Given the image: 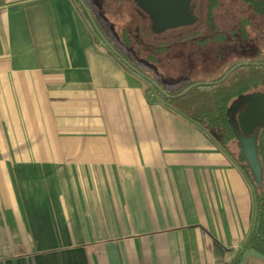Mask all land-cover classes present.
Segmentation results:
<instances>
[{
    "label": "crops",
    "instance_id": "0c3cea01",
    "mask_svg": "<svg viewBox=\"0 0 264 264\" xmlns=\"http://www.w3.org/2000/svg\"><path fill=\"white\" fill-rule=\"evenodd\" d=\"M84 1L106 34L107 4ZM125 65L77 0H0V264H234L243 252L248 175Z\"/></svg>",
    "mask_w": 264,
    "mask_h": 264
},
{
    "label": "flooded vegetation",
    "instance_id": "af4514ba",
    "mask_svg": "<svg viewBox=\"0 0 264 264\" xmlns=\"http://www.w3.org/2000/svg\"><path fill=\"white\" fill-rule=\"evenodd\" d=\"M98 1L104 5L107 4L108 6L107 0ZM213 1L214 0H204L203 2V7H205L207 11V18L205 21L201 20L196 14L194 7L195 0H126V3L132 6L137 16L140 17L143 23H145V28L149 31L148 37L153 41L150 44L152 54L168 55L172 53L173 47H182L179 50H176L179 52V57L181 59L184 60V58H187L188 61H191L193 56L197 55L199 59L203 60L205 66H203V68H207V70H215V68L220 69L221 65H225L226 60H223L224 57L232 58L235 56L245 58V60H241L239 63L248 62L250 63L249 65H264V60L258 62V60L264 58V36L262 34L253 37L250 33L253 31L257 33L264 31V28L260 25L262 24L264 27V24L262 23L264 22V0H241L242 5L246 8V12L248 11L250 13L248 16L240 18L237 26L234 24L229 30H222L216 27L214 10L219 7L220 0H215L214 6ZM85 4L87 5L86 2ZM210 6H213L212 14H209ZM193 26L196 27V31L202 32L188 34L172 33V31L175 30L190 28ZM139 30L138 27L134 30L136 32L134 35L136 41L140 39ZM102 33L107 41L126 60L144 73L136 62H131L129 60L128 54H125L119 49L116 43L107 38V34L103 31ZM116 36H118V41H120V44L123 47H130L131 42L129 41V35L125 30H122L120 37L118 34H116ZM156 41H158V43L162 42L163 44L156 45ZM249 57L251 59H247ZM149 58H151L149 63H158V58L155 57L154 59L153 57L154 60H152V56H149ZM188 61H184L186 64L185 66H187ZM236 64L237 63H233L231 65L234 66ZM153 68L154 67L150 69ZM144 74L150 77L153 82L157 83L163 89L167 88L162 82H159L154 75ZM213 80L210 81L214 82ZM146 81L153 88H156L151 82L148 80ZM255 102L264 103V86L256 91H250L234 99L231 107L233 139L230 142L235 144L238 159L243 160L245 164L244 166L250 171L255 182H258L259 185H264V121L252 126L250 129L247 128L246 130L243 129V126H241L239 121L241 113L245 111L247 106ZM214 136L218 140L223 139V135L219 132H214Z\"/></svg>",
    "mask_w": 264,
    "mask_h": 264
},
{
    "label": "rangeland",
    "instance_id": "374dc122",
    "mask_svg": "<svg viewBox=\"0 0 264 264\" xmlns=\"http://www.w3.org/2000/svg\"><path fill=\"white\" fill-rule=\"evenodd\" d=\"M107 1H108V10H107V14L105 10V14L109 19V21L106 22L104 20L99 19L102 22V25L106 31L107 38H109L111 41L113 39L114 41L112 42L116 43L119 49H121L125 54H128L129 60L131 62H136L139 68L143 70V72L146 73L147 75L150 74L154 75L159 80V82H162V84L165 87H167L166 90L168 91L171 92L177 91L191 81H195L196 83H198V82H208L210 80L212 81L213 79L215 80L218 76L224 73L231 64L239 63L241 60H245L244 57H240V56H235L232 58L224 57L223 60H226L224 66L221 65L220 69L215 68V70L214 69L207 70V68H203L204 66L203 60L199 59L197 55L193 56L191 61H188L187 58L186 59L184 58V60L181 59L179 57V52H177L176 50H179L182 47H177V48L173 47L172 53L168 55L152 54V51L150 49L151 48L150 44L153 41L148 37L149 31H147V29L145 28V23H143L140 17H138L137 14L134 12L132 6L130 4H127L126 0H107ZM203 2L204 0H195L194 7L196 14L199 16V18L205 21V19L207 18V11L205 7H203L204 4ZM249 13L250 12L248 11L246 12V8L244 5H242L241 0H220L219 7L214 10V19H215L216 27L222 30H229V28L233 27L234 24L237 26L238 20L240 18H243L244 16H248ZM262 23L264 24V22ZM260 25L262 28H264L262 24ZM137 27L140 29L139 30L140 39L136 41L134 39V35L136 33L134 30ZM122 30H125L129 35V41L131 42L130 47L127 48L123 47L120 44V41H118V36H116V34H118L120 37V33L122 32ZM194 32H202V31H196V27L194 26L190 28H181L172 31V33H176V34L177 33L188 34ZM250 33L252 34L253 37H255L256 35L260 36L262 34L264 36V31L262 32L260 31L258 33L253 31ZM155 44L161 45L163 43L162 42L158 43V41H156ZM149 56H152V60H154L155 57L158 58V63L156 64L149 63L151 59L149 58ZM247 59H251V58L249 57ZM184 61L185 62L188 61L187 66H185L186 64ZM152 67L154 68L150 69ZM227 147L230 151L229 152L230 156L234 157L235 161L239 165L244 166L245 164L243 160L238 159L237 157L238 155H237V150L235 148V144H233V142L232 143L229 142ZM247 174L248 176H250L249 181L251 182V185L254 189L256 182L249 170H247ZM255 261L264 264L263 261L257 258Z\"/></svg>",
    "mask_w": 264,
    "mask_h": 264
},
{
    "label": "trees",
    "instance_id": "16d2710c",
    "mask_svg": "<svg viewBox=\"0 0 264 264\" xmlns=\"http://www.w3.org/2000/svg\"><path fill=\"white\" fill-rule=\"evenodd\" d=\"M215 0L213 1V6ZM213 6L209 7V14H212ZM264 58L258 60L262 62ZM218 76L215 80H220L225 73L232 67ZM196 83L188 82L177 91L170 92L171 95L180 93L186 87ZM264 86V65H245L236 69L224 82L212 86H200L189 90L186 94L177 98H168L158 89L154 88L155 93L167 102L178 112L187 116L210 133L219 132L223 139L220 144L228 151V143L233 139L231 119V107L234 99L250 92L256 91ZM247 174V168L242 166ZM248 175V174H247ZM250 177V176H248ZM254 197L256 205V222L252 234L244 247V251L254 249L264 255V185L255 183ZM242 252V253H243ZM242 253L238 255L234 264H240ZM256 258L248 259L250 264Z\"/></svg>",
    "mask_w": 264,
    "mask_h": 264
},
{
    "label": "water",
    "instance_id": "95a60500",
    "mask_svg": "<svg viewBox=\"0 0 264 264\" xmlns=\"http://www.w3.org/2000/svg\"><path fill=\"white\" fill-rule=\"evenodd\" d=\"M80 5L82 6V8L85 10L86 14L88 15L93 27L95 28L97 34L99 35V37L105 42V44L111 49V51L121 59V61L123 63H125L131 70H133L135 73H137L138 75H140L141 77L145 78L146 80H148L149 82H151L157 89L158 91H160L163 95H165L168 98H177V97H181L182 95L186 94L189 90H191L192 88L195 87H200V86H212V85H217L220 84L222 82H224L236 69H238L241 66H245V65H249L250 63L248 62H241V63H237L236 65H234L233 67H231L226 73L225 75L218 81H214V82H198V83H194L188 87H186L185 89H183L180 93L176 94V95H171L168 92H166L161 86H159L157 83L153 82L152 79L148 76H146L144 73H142L140 70H138L137 68H135L128 60H126L105 38L104 34L102 33V31L100 30V28L98 27L93 14L91 13L89 7L85 4V2L83 0H77ZM262 103V102H261ZM260 102H255L249 106H247V108L245 109V111L243 113H241V115L239 116V121L241 126H243V129H247V128H252V126L257 125L260 122L264 121V103L261 104ZM247 125V126H246ZM213 134V133H212ZM214 135V134H213ZM257 258L260 259L262 261H264V255L260 254L259 252H257L254 249H250L247 251H244L242 253L241 256V261L240 264H247L248 263V259L249 258Z\"/></svg>",
    "mask_w": 264,
    "mask_h": 264
}]
</instances>
